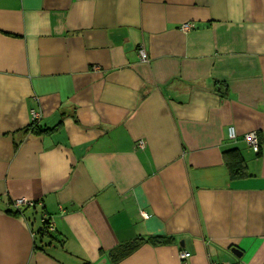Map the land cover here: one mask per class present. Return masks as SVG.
Wrapping results in <instances>:
<instances>
[{"label": "crops", "instance_id": "1", "mask_svg": "<svg viewBox=\"0 0 264 264\" xmlns=\"http://www.w3.org/2000/svg\"><path fill=\"white\" fill-rule=\"evenodd\" d=\"M0 264H264V0H0Z\"/></svg>", "mask_w": 264, "mask_h": 264}, {"label": "built area", "instance_id": "2", "mask_svg": "<svg viewBox=\"0 0 264 264\" xmlns=\"http://www.w3.org/2000/svg\"><path fill=\"white\" fill-rule=\"evenodd\" d=\"M189 27H190L189 23H183L180 25V28L182 30H187ZM137 53L141 61L148 62V55L143 46L140 45L137 47ZM31 115L33 120H37L39 118V113L35 110H31ZM227 137L229 139H234L236 137V131L232 125H229L227 127ZM242 137L245 140V142L253 149L254 152H258L259 145L255 131L247 132L243 134ZM24 204L31 205L32 202L23 198H17L10 202V205L14 208H18L20 205H24ZM47 221L48 220L45 219L47 230H52L53 229L52 225ZM178 255L180 258L184 259L187 256V252L180 251Z\"/></svg>", "mask_w": 264, "mask_h": 264}, {"label": "trees", "instance_id": "3", "mask_svg": "<svg viewBox=\"0 0 264 264\" xmlns=\"http://www.w3.org/2000/svg\"><path fill=\"white\" fill-rule=\"evenodd\" d=\"M27 130L31 129L34 132H42L45 131L46 129L44 128H40V126L37 125V123H30L27 127ZM232 154H234V157L230 160L226 162V166L228 168V172L230 174V177H236V176H242L243 172V159L240 157V154L236 151V150H231ZM45 224V223H44ZM40 232L46 233L48 234L49 232L47 231V227L46 225H44L42 227V229L40 230ZM150 242L152 243H165V242H169L172 240L171 237H164V236H153V237H149L147 238ZM140 243V239H134L133 241H131L129 244L123 246L120 250V253L122 255L127 254L128 252H130L131 250H133L138 244Z\"/></svg>", "mask_w": 264, "mask_h": 264}, {"label": "water", "instance_id": "4", "mask_svg": "<svg viewBox=\"0 0 264 264\" xmlns=\"http://www.w3.org/2000/svg\"><path fill=\"white\" fill-rule=\"evenodd\" d=\"M231 252H233L236 255H240V252L236 248H231Z\"/></svg>", "mask_w": 264, "mask_h": 264}]
</instances>
